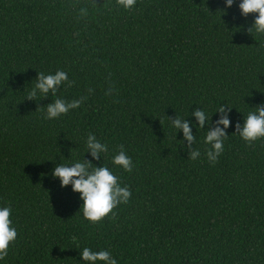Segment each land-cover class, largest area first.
<instances>
[{"label": "trees", "instance_id": "obj_1", "mask_svg": "<svg viewBox=\"0 0 264 264\" xmlns=\"http://www.w3.org/2000/svg\"><path fill=\"white\" fill-rule=\"evenodd\" d=\"M238 4L0 0V206L17 230L0 264H81L84 247L118 264H264V139L246 143L234 128L264 105V35ZM57 70L71 81L57 96L83 99L47 120L55 97L27 96L37 73ZM220 105L233 108L223 152L210 163L193 128L190 159L171 119L194 122L199 106L215 126ZM89 134L107 145L100 159L85 154ZM121 146L131 172L111 163ZM82 158L131 192L97 223L51 177Z\"/></svg>", "mask_w": 264, "mask_h": 264}, {"label": "clouds", "instance_id": "obj_2", "mask_svg": "<svg viewBox=\"0 0 264 264\" xmlns=\"http://www.w3.org/2000/svg\"><path fill=\"white\" fill-rule=\"evenodd\" d=\"M119 7L124 10H131L136 0H116ZM233 0H225V8H230ZM241 16L247 17L249 14H255V20L250 30H254L257 34L264 35V0H239L238 4ZM82 12L86 9L81 8ZM67 84L71 86L67 73L57 70L54 74L37 73L35 84L29 91L27 99L34 100L37 96L47 98L49 95L55 97L45 109V119L53 120L67 114L69 111L77 109L82 103V99L66 102L57 96V92L61 85ZM219 106L214 114H219V118L213 121L211 117L202 107L193 109L190 115L194 117V122L187 118H181L175 115L171 119L170 124L177 133H182L183 147L188 150V157L196 160L200 156V151L192 146L196 137L193 135L192 129L204 130V144L209 146V150L205 153L210 163H215L217 158L224 150V141L228 136L226 130L231 123L229 112L233 109L227 106ZM235 134L246 143H252L259 139H264V105L255 107V110L249 112L243 123L234 125ZM187 142L185 145L184 142ZM72 151V150H71ZM108 151L107 145L102 143L93 134H89L85 141V154L91 156L92 160L102 158L103 154ZM84 154V155H85ZM67 160V159H65ZM112 165L118 167L125 172L132 171V160L123 150L113 155ZM51 177L58 180L60 187L71 186L74 193L79 194L82 201L80 210L85 220L90 223L100 222L103 218L112 213L118 205L126 204L131 196V192L127 186H121L118 177L113 174L112 170L104 165L95 167L90 161L76 160L71 164H58L51 172ZM12 209L5 204L0 206V262L7 256L9 247L17 238V230L13 226L11 220ZM79 260L81 264H118L116 258L105 249L92 250L84 247L79 250Z\"/></svg>", "mask_w": 264, "mask_h": 264}]
</instances>
